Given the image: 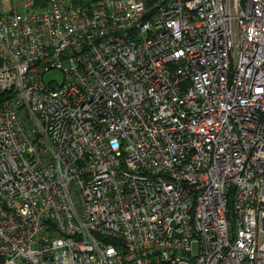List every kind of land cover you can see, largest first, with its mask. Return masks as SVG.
<instances>
[{
  "label": "built area",
  "instance_id": "built-area-1",
  "mask_svg": "<svg viewBox=\"0 0 264 264\" xmlns=\"http://www.w3.org/2000/svg\"><path fill=\"white\" fill-rule=\"evenodd\" d=\"M0 264H264V0L0 8Z\"/></svg>",
  "mask_w": 264,
  "mask_h": 264
},
{
  "label": "crops",
  "instance_id": "crops-1",
  "mask_svg": "<svg viewBox=\"0 0 264 264\" xmlns=\"http://www.w3.org/2000/svg\"><path fill=\"white\" fill-rule=\"evenodd\" d=\"M18 7H19V4L17 6H15L14 3L12 2V0H0V8L4 11L16 9Z\"/></svg>",
  "mask_w": 264,
  "mask_h": 264
},
{
  "label": "rangeland",
  "instance_id": "rangeland-1",
  "mask_svg": "<svg viewBox=\"0 0 264 264\" xmlns=\"http://www.w3.org/2000/svg\"><path fill=\"white\" fill-rule=\"evenodd\" d=\"M23 1H28V0H12V2L14 3V5L15 6H17L18 4H19V9L21 8V3L23 2ZM83 2H87V1H89V0H82ZM36 3L38 4V3H40V1H36ZM50 74H53V73H50Z\"/></svg>",
  "mask_w": 264,
  "mask_h": 264
},
{
  "label": "trees",
  "instance_id": "trees-1",
  "mask_svg": "<svg viewBox=\"0 0 264 264\" xmlns=\"http://www.w3.org/2000/svg\"><path fill=\"white\" fill-rule=\"evenodd\" d=\"M35 2L36 1H40V3H42V4H45L46 3V0H34ZM73 1H75V2H83L82 0H73Z\"/></svg>",
  "mask_w": 264,
  "mask_h": 264
}]
</instances>
